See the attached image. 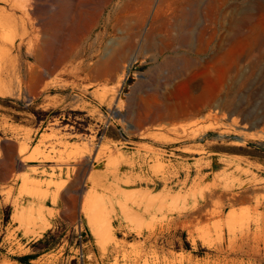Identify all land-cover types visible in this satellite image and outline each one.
<instances>
[{"label":"rangeland","instance_id":"rangeland-1","mask_svg":"<svg viewBox=\"0 0 264 264\" xmlns=\"http://www.w3.org/2000/svg\"><path fill=\"white\" fill-rule=\"evenodd\" d=\"M8 133L27 173L0 264H264V0H0ZM133 148L165 192L132 190ZM87 157L97 175L71 183Z\"/></svg>","mask_w":264,"mask_h":264},{"label":"crops","instance_id":"crops-1","mask_svg":"<svg viewBox=\"0 0 264 264\" xmlns=\"http://www.w3.org/2000/svg\"><path fill=\"white\" fill-rule=\"evenodd\" d=\"M10 122V121H9ZM13 121H11L12 123ZM19 127H23L25 129H30L33 126L32 122L29 119H26V122L23 124H15ZM49 134V133H48ZM42 133H40L39 136H41ZM19 135H15L12 133L5 134V139H3L0 142V151L2 153L3 158L0 159V228H1V222H3L4 219V209L8 207H13V199H9L7 201L6 196L4 193L15 186V179L17 175H22L27 173V168L22 165L21 160H20V150L22 147V142L23 140L18 137ZM36 138V134L34 135V139ZM108 140L113 141L116 144H119L122 142L121 135L116 133L114 130H111L110 133L107 135ZM73 142V141H69ZM33 148L36 145H33ZM121 149V147H119ZM43 150V146L41 148ZM32 151V150H31ZM31 151L29 152L31 154ZM122 153L125 154L126 157H128V161L130 162L131 168L129 169V174L131 179L136 180V186L132 188V190L140 191L141 193L145 195H153L154 192L160 193V192H165L164 190L169 188V184H165L164 182H157V179L153 177V175L149 172L148 167L145 164V161L147 160V157L145 158L144 156L147 155L146 153H143L142 151H139L137 148H133V151H127V150H121ZM26 156V155H25ZM152 156V155H151ZM31 165H29L30 168H37L38 169V174L33 176L32 178L35 180H40V181H59L60 179L58 178H51L50 175L52 174L51 167H46L44 162H40V160H35L30 162ZM45 166V167H44ZM97 165L95 163V157H87L83 159L82 164L80 165H75L76 170H71L72 172V177L71 183L74 181L77 182V184L81 185L83 183H87L93 175H97L98 170H96ZM119 169H114L112 170L113 172H117V176L120 178L121 173H122V166L118 167ZM64 169H67V167H64ZM24 170V171H22ZM26 170V171H25ZM43 172L46 174L44 175ZM65 173V176L63 181L67 180L66 176V170L63 171ZM56 173H59L58 170H56ZM58 175V174H57ZM170 176V173L168 174ZM142 176L145 177L146 181L145 182H140L137 183V177ZM167 176V181L170 180V177ZM179 181V180H178ZM17 187L21 188V180L16 182ZM45 189V188H44ZM56 192L55 188L51 187L49 189L50 197L44 201V206L47 207L48 209H53L55 211H60L57 205L53 206L52 204V199L51 197L54 196V193ZM83 192V191H82ZM84 192L82 193V196H84ZM57 196V194H55ZM62 195V191L58 193V197L60 199ZM22 202H26L29 204H41L39 201H36L35 199H31L30 197H24ZM58 202V199H57ZM50 204V205H49ZM59 215H55L53 218H48L50 222L54 223L58 219ZM4 226V225H3ZM8 228V225H6Z\"/></svg>","mask_w":264,"mask_h":264},{"label":"trees","instance_id":"trees-1","mask_svg":"<svg viewBox=\"0 0 264 264\" xmlns=\"http://www.w3.org/2000/svg\"><path fill=\"white\" fill-rule=\"evenodd\" d=\"M16 260L20 262L21 264H30V261L33 260V258L32 256H22V257L16 258Z\"/></svg>","mask_w":264,"mask_h":264},{"label":"bare ground","instance_id":"bare-ground-1","mask_svg":"<svg viewBox=\"0 0 264 264\" xmlns=\"http://www.w3.org/2000/svg\"><path fill=\"white\" fill-rule=\"evenodd\" d=\"M22 5H24V4H22ZM32 207H33V206H29V209L32 210ZM30 210H29V211H30ZM35 211H36V210H35ZM20 215H21V214H20ZM39 217H41V216H39ZM39 217H38V218H39ZM40 219H42V218H40ZM43 219H44V218H43ZM43 219H42V220H43ZM29 220H30V219H29ZM40 221H41V220H40ZM43 221H44V220H43ZM35 222H36V221H35ZM38 226H41V225H38ZM108 226H109V225H108ZM47 228H48V224H47V223H44V224L41 226V230H42V231H46ZM108 228H109V227H108ZM39 230H40V229H39ZM42 231H40V232H42ZM34 232H35V231H34ZM32 234H33V233H32ZM34 235H35V234H34ZM36 235H37V234H36ZM38 235H39V234H38Z\"/></svg>","mask_w":264,"mask_h":264}]
</instances>
